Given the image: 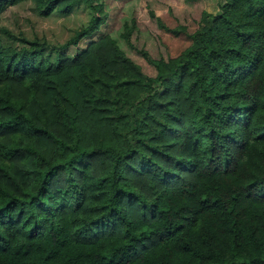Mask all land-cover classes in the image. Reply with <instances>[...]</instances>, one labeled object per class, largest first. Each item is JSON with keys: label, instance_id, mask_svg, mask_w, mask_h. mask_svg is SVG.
<instances>
[{"label": "trees", "instance_id": "1", "mask_svg": "<svg viewBox=\"0 0 264 264\" xmlns=\"http://www.w3.org/2000/svg\"><path fill=\"white\" fill-rule=\"evenodd\" d=\"M27 1L89 10L59 50L109 17L104 0L0 12ZM189 39L139 51L154 76L109 35L53 61L0 39V264H264V0H219Z\"/></svg>", "mask_w": 264, "mask_h": 264}, {"label": "rangeland", "instance_id": "2", "mask_svg": "<svg viewBox=\"0 0 264 264\" xmlns=\"http://www.w3.org/2000/svg\"><path fill=\"white\" fill-rule=\"evenodd\" d=\"M218 3L219 0H104L109 17L100 31L81 40L77 47L59 50L77 28L87 23L89 10L79 6L66 16L53 13L49 17H41L36 13L34 3L27 1L8 6L0 12V39L3 45L10 47H20L22 42L18 39L44 40L48 44L44 55L53 61L56 52L62 58H70L91 41L109 35L143 73L154 76V68L139 51L147 52L152 59L179 55L190 45L189 35L197 29L201 13L215 14ZM157 19L171 29L184 26L187 34L174 36L161 29ZM125 24L132 28L129 43L123 38Z\"/></svg>", "mask_w": 264, "mask_h": 264}]
</instances>
